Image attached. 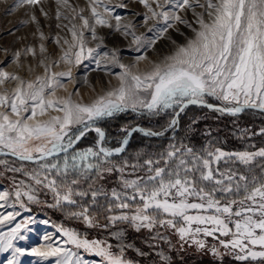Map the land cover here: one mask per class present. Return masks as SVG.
I'll list each match as a JSON object with an SVG mask.
<instances>
[{"label": "snow or ice", "instance_id": "obj_1", "mask_svg": "<svg viewBox=\"0 0 264 264\" xmlns=\"http://www.w3.org/2000/svg\"><path fill=\"white\" fill-rule=\"evenodd\" d=\"M143 6L145 31L137 33L132 21L122 22L117 8H126L125 3L112 5L110 0H88V15L85 9L71 0H55L56 27H63L70 34L55 38V43L66 45L60 60L69 65H83L91 60L96 68H107L101 56L109 57L104 37L98 35V27L130 37L141 52L137 62L147 60V49L153 48L169 29L182 24L191 30L192 36L159 61H152L150 69L133 71L132 66L121 63L118 50H111L110 64L122 71L116 73L118 86L109 88L90 103L72 99V93L57 97L55 89L62 87V78H71L72 71L51 72V64H45V74L25 80L18 74L0 69V84L6 80L16 81L11 90L0 91V154L11 155L20 161L37 163L32 170L9 167L8 161L0 160L8 171L21 172L32 182L14 183V191H0V209L13 207L9 200L25 206L22 198L39 202L37 187L52 192L55 203L51 207L71 206L69 216L81 219L88 226H99L92 207L99 198L107 202L97 208L107 213L103 225L115 226L127 223L136 231L157 227L171 229L182 243H190L198 250L209 251L223 258L225 254L243 264H264V147L255 150L226 151L209 140L199 152L180 143L170 144L153 158L114 162L112 157L123 153L129 137L140 132L146 137L164 133L133 127L122 129L119 146H104L105 131L95 126L103 117L131 108L149 113L178 108L169 121L168 128L178 124V118L189 105H200L233 116L246 109L264 112V0H137ZM41 0H14L13 7L36 6ZM42 14L48 13L43 8ZM189 14L191 19H189ZM29 21H23L27 23ZM30 22L39 20L30 15ZM86 33L88 34L86 36ZM98 41L95 47L89 46ZM143 50V51H142ZM26 53L33 56L36 50L29 46ZM40 53L46 51L39 45ZM21 53H14L19 58ZM59 61H56L58 63ZM44 64V60L40 61ZM213 97L221 103H209ZM49 110L58 114L52 115ZM47 115V119H43ZM196 121L193 120V123ZM94 131L95 145L84 150H69ZM211 136V131L207 133ZM243 135L264 136V127L258 132L243 130ZM255 147V146H253ZM63 154L62 160L57 157ZM52 158V160H49ZM239 165V167L237 166ZM131 169V171H128ZM120 173L119 186L105 190L88 185L79 190L81 180L102 179L105 174ZM90 197L85 203L84 198ZM20 216L18 211H0V224H10ZM47 224L35 217H25L6 232L0 231V253H10L6 264H20V257L30 255L47 264H97L85 259L82 253L101 258L99 264H133L125 259L124 248L118 252L107 241L89 239L75 230L57 227L61 238L44 234L39 246H17V241L26 240L32 225ZM117 239L123 232L112 233ZM211 237L216 244L209 247L206 239ZM167 240V236L160 237ZM170 243V241H168ZM224 252H221L220 249ZM139 251V250H137ZM144 255L143 252H140ZM162 264L168 257L161 254Z\"/></svg>", "mask_w": 264, "mask_h": 264}, {"label": "rangeland", "instance_id": "obj_2", "mask_svg": "<svg viewBox=\"0 0 264 264\" xmlns=\"http://www.w3.org/2000/svg\"><path fill=\"white\" fill-rule=\"evenodd\" d=\"M110 2L112 5H118L122 2L125 3L127 7L117 8L116 14L121 15L122 22L132 21L135 23L138 34L145 31L142 16L135 15L136 13H143L145 11L143 6L140 5L137 0H110ZM71 3L77 5L79 8H84V14L88 15V0H71ZM13 5L14 0H0V69L18 74L25 80H31L35 79L38 75L45 74V64L52 65L50 70L51 72L67 71L71 68L73 74L72 77L62 78L63 86L55 89V95L57 97H65L69 93H72V99L81 103H90L94 98H96V96L103 94L104 91L118 86L119 81L115 74L122 70L118 66L110 64L111 50L117 49L119 61L132 66L133 71L144 72L150 69L152 61H159L174 50L175 45L172 43L173 40L177 45L183 44L186 38L192 36L190 29L182 24H179L177 25V28L179 29L178 31L175 28L169 29L168 33L158 40L153 48L147 49V60L137 62L136 57L142 53L135 51L136 45L131 43L130 37H123L115 31L98 27V35L104 37L103 43L106 45L105 48L101 49V52L109 51L108 58L101 56L102 64H106L110 71L105 68H96L94 62L91 60L85 61L83 65H69L59 59L66 45H63L62 41L61 44L55 43L57 35L60 37H67L68 39L71 38L66 29L63 27H56L57 23L64 24L67 23V21L56 20L55 0H41V4L32 7L22 5L16 8L13 7ZM41 8L48 13L47 17L42 14L40 11ZM31 14H35L37 16L39 20V29L44 33V39L40 38V35L37 32V25L34 22H30ZM188 18L191 19L190 14ZM23 21L29 22L23 23ZM87 35L88 34L86 33V36ZM88 38L90 41L89 46L95 47L98 41H92L90 36H88ZM41 43H43L46 48L44 53H40L39 51V45ZM29 46L36 50L35 56L30 53H26L25 50ZM17 51L21 53L18 59L14 57V53ZM41 60H44V64L40 63ZM56 61L59 62L56 63ZM15 84L16 81L11 79L6 80L3 84H0V91L11 90ZM206 99L208 102L213 104L219 105L221 103L213 97H206ZM131 110L132 109L129 108L122 112ZM176 111H179V109H164L153 113H149L144 109H138L133 112L139 113L142 116H145V118H149L150 116L157 117L156 123L159 122V124H157L159 127L167 121L169 123ZM49 112L52 115L58 114L52 110H49ZM182 113H180V115ZM42 118L47 119V115ZM201 118H205L203 113L191 110L188 112L184 120L187 131L193 135L199 134L200 138L203 139V144L201 145L202 147L200 146V150L208 145L209 140L214 141L216 147L223 148L221 141H218V138L213 136L216 132H223L230 141L234 142V144H232L234 147L232 150L223 148L226 151L255 150L256 148L264 147V141L260 142L261 144L258 142L255 144L245 143V145H241L240 139L245 136L243 135V130L248 129L247 127H243L242 125L235 123L234 121H226L225 123L222 122V119L211 118V121L217 122L219 120L218 124L221 123V127H213L209 124L201 125L200 128L194 127L198 121L200 122ZM193 120L196 122L193 123ZM97 121L95 126L100 127L97 125ZM147 122L150 123L152 121L148 119ZM179 125L180 116L178 118V124L174 128H171L172 137L178 131ZM135 127L141 128L140 126ZM123 128L125 129V127ZM260 128L261 127H258L254 132H258ZM209 130L211 131V136L207 134ZM248 131L253 132L251 129ZM119 142L112 144L111 147H107H117L119 146ZM170 144L173 143H169V145ZM0 160L8 161L9 167L23 168L29 171L38 167L37 163L27 165L7 158H0ZM237 166L239 167V165ZM128 171H131V169H128ZM119 176L120 173L114 171L111 174H105L102 179L97 180L95 179L94 174H92V179L81 180L79 190H87L88 185L93 184L94 187H103L105 190L110 191L111 188L119 186ZM20 181H24L26 185L32 183L24 175L23 171H8L4 165H0V191H14V183L18 184ZM35 194L37 195L39 202H31L24 197L22 199L24 200L25 206L22 208L18 203H15V198L13 196L10 198L9 204L14 206L0 209L2 212H20V216L17 217L16 221L10 224H0V231L6 232L9 228L14 227L16 222H19L29 216L35 217L37 221H48L47 224H33L31 226L33 230L26 234L28 238L26 240L16 242L19 247L30 248L33 246H39L42 243V238L45 233L49 235L55 234V238L59 240L61 238V234L57 232V227L62 226L64 228L75 230L82 236H86L89 239L107 241V243L113 246L114 252H118L119 249L123 247L125 259L133 261V264H162L160 259L161 254L168 257L167 264H243V262L236 261L232 255L225 254L223 258H219L212 255L209 251L198 250L196 246L190 243H182L179 237L171 229L157 227L152 231H149L148 229L136 231L124 222L115 226L110 225L108 227H104L103 225L107 223L105 220V215L107 213L103 211V208H100V211H97L99 206L106 205L107 203L103 197L99 198L98 205L92 207L91 209V214L97 217L99 226L90 227L81 219L69 216V211L78 209L72 208L71 206L51 207L50 205H53L55 200L52 192L46 188L37 187ZM89 201L90 197L84 198L85 203ZM117 231L123 232L122 239H117L112 235V233ZM161 236H167L168 239L163 240L160 238ZM201 238L206 239L209 247L217 243L216 240L211 237ZM168 241H170V243ZM220 250L221 252H224L222 248ZM140 252H143L144 255H141ZM82 254L85 256V259L97 262V264H99V261L101 260L100 257L92 254ZM9 255L10 253H0V264H6ZM20 264H47V262H41L37 257L25 255L20 257ZM253 264H258V262H253Z\"/></svg>", "mask_w": 264, "mask_h": 264}, {"label": "trees", "instance_id": "obj_3", "mask_svg": "<svg viewBox=\"0 0 264 264\" xmlns=\"http://www.w3.org/2000/svg\"><path fill=\"white\" fill-rule=\"evenodd\" d=\"M191 110H195L198 113H203L204 117L201 118L200 122L198 121L197 124H195L194 127L200 128L201 125L209 124L211 126L215 127H221V123L218 124L219 120L211 121V118H217L222 119V122L226 121H234L235 123H238L242 125L243 127H247V129H251V131H256L258 127H264V113L256 110L246 109L244 112L237 114L235 116L231 114H227L224 112H217L213 109H209L204 106H198V105H190L188 106L183 113L180 115V125L179 129L176 132V134L172 137V129L166 128L168 127V121L161 125L157 126L159 122L156 123L157 117L150 116L149 118H145V116H142L139 113H134L132 110L127 112H119L116 114H113L111 117L103 118L97 121V125H99L105 132H106V140L104 142V146H112V144H116L117 142L121 141L124 132L122 129L125 127V129H131L135 126H140L144 129H150L152 131H160L164 134L161 136H153V137H146L142 133L137 132L132 135V139L128 146L126 147V150L116 155L110 159H112L114 162H122L124 160H127L129 164H133L137 160V154L141 155L140 162H143V159L148 158V156H145L143 154L147 153L148 155L152 156L153 158H156L157 153L164 152L167 148L169 143H173L176 145H180L182 142L183 144L193 147L196 151H200V146L203 144V139L200 138L199 134L193 135L189 133L186 129V126L184 124V120L186 118V115ZM132 112V113H131ZM134 113V114H133ZM144 115V114H143ZM148 119H150L152 122H147ZM152 123V124H151ZM226 126V125H225ZM242 133V132H240ZM214 137L218 138V141H221V144L223 145V148L227 150H232L234 147L232 144H234L233 141H230L227 136L224 135L223 132H216L213 134ZM97 135L94 131H90L87 133L85 137L82 138V140L71 150L69 151V155L73 151H79L84 150L88 147H93L95 145ZM264 141V136L260 135H247L244 136L242 139H240V144L245 143H260ZM261 144V143H260ZM202 147V146H201ZM0 158H7L11 159L15 162L32 165L35 163L20 161L12 157L7 156H0ZM63 154L59 155L57 159L62 160ZM49 160H52L50 158ZM37 209V208H35ZM39 210V209H37ZM204 262V261H202Z\"/></svg>", "mask_w": 264, "mask_h": 264}, {"label": "water", "instance_id": "obj_4", "mask_svg": "<svg viewBox=\"0 0 264 264\" xmlns=\"http://www.w3.org/2000/svg\"><path fill=\"white\" fill-rule=\"evenodd\" d=\"M210 103V102H209ZM190 106V105H189ZM200 106V105H199ZM251 110H253V109H251ZM256 111H259V110H256ZM264 113V112H263ZM228 114V113H227ZM138 128V127H137ZM132 137V136H131ZM131 137H129V141H130V139H131ZM82 140V139H81ZM80 140V141H81ZM80 141H78L74 146H73V148L80 142ZM72 149H70L69 151H71ZM60 155H62V154H60ZM0 156H4V155H2V154H0ZM7 157H12L11 155H8ZM12 158H15V159H17L18 160V158H16V157H12ZM50 159V158H49ZM25 162H30V163H35V162H31V161H25Z\"/></svg>", "mask_w": 264, "mask_h": 264}]
</instances>
